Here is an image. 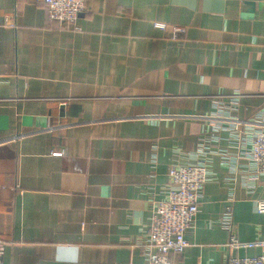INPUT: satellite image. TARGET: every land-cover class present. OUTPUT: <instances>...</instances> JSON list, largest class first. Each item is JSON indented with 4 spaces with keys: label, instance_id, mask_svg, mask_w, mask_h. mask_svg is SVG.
I'll use <instances>...</instances> for the list:
<instances>
[{
    "label": "crops",
    "instance_id": "obj_1",
    "mask_svg": "<svg viewBox=\"0 0 264 264\" xmlns=\"http://www.w3.org/2000/svg\"><path fill=\"white\" fill-rule=\"evenodd\" d=\"M218 113L241 133L212 132ZM263 126L264 0H85L68 28L38 0H0L3 264H146L169 169L198 162L199 211L171 258L226 264L230 232L264 240L246 155Z\"/></svg>",
    "mask_w": 264,
    "mask_h": 264
},
{
    "label": "built area",
    "instance_id": "obj_2",
    "mask_svg": "<svg viewBox=\"0 0 264 264\" xmlns=\"http://www.w3.org/2000/svg\"><path fill=\"white\" fill-rule=\"evenodd\" d=\"M42 2L47 11V18L56 22L61 27H72L79 19L85 9V0H38ZM157 27L164 28L162 25ZM182 33V29H175L174 35ZM240 94H230L228 96L229 106L219 104V110L232 108L238 105ZM212 122H223L226 129L220 125L212 124V132L219 130H230L239 132V127L243 123L234 118L225 117L222 113L208 117ZM246 126L250 125L245 123ZM254 125V124H253ZM221 127V128H220ZM256 128V126L254 125ZM214 134V133H212ZM250 147L246 153L248 160L253 164L256 171V178H264V126L258 127L251 133ZM213 136V135H211ZM243 143V142H242ZM207 148L200 145L198 152H204ZM207 153V152H205ZM55 157L60 153H53ZM207 182V164L198 162L186 166L171 167L168 171V184L166 186V198L151 207L150 224L146 234V244L144 256L146 264H175L172 255H181L189 246L186 240V232L192 227L199 211V202L202 198L204 185ZM255 212L264 214V198L255 202ZM224 225L228 227V222ZM260 248L264 250V240L252 242H241L236 235L230 232L226 243L227 259L226 264H264V256L239 257L238 250ZM3 247L0 242V264Z\"/></svg>",
    "mask_w": 264,
    "mask_h": 264
}]
</instances>
